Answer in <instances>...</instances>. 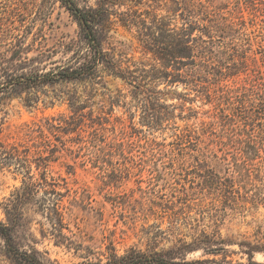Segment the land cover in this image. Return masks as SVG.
I'll use <instances>...</instances> for the list:
<instances>
[{
  "label": "rangeland",
  "instance_id": "374dc122",
  "mask_svg": "<svg viewBox=\"0 0 264 264\" xmlns=\"http://www.w3.org/2000/svg\"><path fill=\"white\" fill-rule=\"evenodd\" d=\"M96 1L75 0L80 7ZM237 3L244 6V0H212L209 5L229 14ZM259 7L255 25L249 12H242L245 41L238 42L253 62L247 69L240 58L225 60L230 76L208 85L210 91L217 85L229 89L232 98L244 91L246 99L251 91L259 95L248 107L243 128L253 156L242 177L234 172L233 150L222 127V117L230 114L226 100L211 101L184 83L130 85L100 73L99 83L15 87L9 99L0 97V141L19 145L32 161L38 139L36 133L29 137L25 126L36 124L44 129L49 147L60 150L47 176L62 194L68 242L56 243L35 202L26 210L25 228L16 230L19 241L58 264L104 260L108 247L121 255L129 248L166 251L204 240L214 241L209 247L219 252L206 254V246L199 245L186 253L187 260L245 263L246 247L239 244L249 243L258 249L254 261L264 264V83H244L245 71L264 72L257 44L264 35V6ZM171 17L172 26L179 27L178 16ZM78 33L58 0H0V73L27 75L62 65L69 55L66 46ZM132 34L116 26L103 46L112 49L115 59L142 61L148 68L154 61L142 55ZM147 91L159 93L157 101L150 100L158 105L149 111L156 115L151 124L144 112ZM71 102L81 108L73 111ZM49 125L59 129L46 130ZM31 172L37 176L33 163ZM21 180L12 170L0 171V220L3 203ZM0 264H10L1 252Z\"/></svg>",
  "mask_w": 264,
  "mask_h": 264
},
{
  "label": "trees",
  "instance_id": "16d2710c",
  "mask_svg": "<svg viewBox=\"0 0 264 264\" xmlns=\"http://www.w3.org/2000/svg\"><path fill=\"white\" fill-rule=\"evenodd\" d=\"M58 1L69 12L79 29L77 40L66 46L68 58L62 65H54L48 70L34 74L12 76L7 71H2L0 97L9 99L10 91L15 87L38 90L58 83L86 81L99 83L100 73L119 78L130 85L184 83L195 88V91H203L211 101L226 100L230 114L222 117V127L229 142L227 146L233 150L234 172L242 177L247 170V159L253 156L252 151L248 150L249 143L245 139L243 128L248 107L252 108V102L258 100L256 96L259 95L251 91L246 99L244 91L243 94L232 98L229 89L217 85L210 91L208 85L222 83L230 76L227 74L228 66L225 60L240 58L241 65L247 69L249 68L247 63L253 62V57L246 55V51L238 49V42L245 41L242 31L245 30L246 22L242 12L248 11L251 16L249 21L255 25L259 5L264 6V0H244L243 7L237 3L233 12L229 14L221 13L219 8L209 5L212 0H97L94 6L85 7L78 6L75 0ZM159 10H164L166 15L157 13ZM173 15L178 16L179 27L172 26ZM260 22L264 23L263 19H260ZM116 26L133 33L132 36L142 55H150L154 64L146 68L147 65L142 61L131 63L126 57L115 59L112 49L104 48L103 42ZM261 29L264 31V28ZM258 36L260 35H255ZM257 44L264 66L263 34L260 43ZM250 46L249 42L248 47ZM3 59L4 57H0V60ZM131 66L134 68L131 69ZM255 74L251 75L245 71L244 83H264V72L256 71ZM134 87L138 88L140 85ZM146 94L150 95L146 99L144 112L150 118L147 124H151L154 122L152 118L156 115L149 111L158 105L155 102L151 103L150 100L155 101L159 93L147 91ZM74 106L75 103L71 102L70 107L75 112L81 108ZM262 107L264 109V102ZM25 127L29 137L36 133L38 139L35 146L36 158L32 161L28 159L27 154H23L25 150H20L19 145H9L0 141V171L12 170V173L22 175L20 187L3 203L0 252L10 264H58L46 259L27 241H19L16 237V230L26 226L25 213L28 206L35 202L45 213V218L50 224V235L57 239L56 243L68 242L63 233L66 224L60 206L62 194L57 190L59 185L55 180L48 179L47 176L49 165L60 150L58 146L49 147V140L40 125ZM56 129L59 127L49 125L46 130ZM254 148L255 146L251 149ZM32 163L37 176L31 172ZM38 195H41V198L36 200ZM213 242L204 240L201 243L180 245L166 251L129 248L121 255L117 254L113 247H108L104 260H85L78 264H263L254 261L253 253L258 249L250 247L249 243L239 244L240 247H246V251L243 252L246 255L245 263H232L225 259L220 261L186 259V253L197 250L199 245L206 246L203 249L204 253L216 255L219 251L209 247Z\"/></svg>",
  "mask_w": 264,
  "mask_h": 264
}]
</instances>
